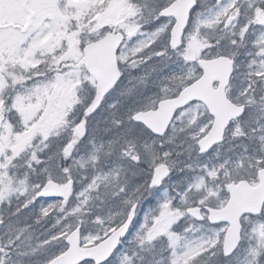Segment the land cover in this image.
Instances as JSON below:
<instances>
[{
	"label": "snow or ice",
	"instance_id": "1",
	"mask_svg": "<svg viewBox=\"0 0 264 264\" xmlns=\"http://www.w3.org/2000/svg\"><path fill=\"white\" fill-rule=\"evenodd\" d=\"M0 264H264V0H0Z\"/></svg>",
	"mask_w": 264,
	"mask_h": 264
}]
</instances>
